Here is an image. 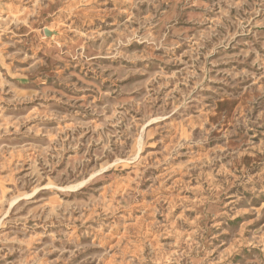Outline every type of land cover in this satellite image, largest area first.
<instances>
[{"label": "rangeland", "instance_id": "374dc122", "mask_svg": "<svg viewBox=\"0 0 264 264\" xmlns=\"http://www.w3.org/2000/svg\"><path fill=\"white\" fill-rule=\"evenodd\" d=\"M0 264H264V0H0Z\"/></svg>", "mask_w": 264, "mask_h": 264}]
</instances>
